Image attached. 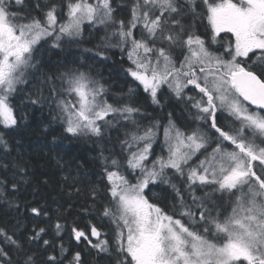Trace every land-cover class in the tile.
Masks as SVG:
<instances>
[{
    "label": "snow or ice",
    "instance_id": "obj_1",
    "mask_svg": "<svg viewBox=\"0 0 264 264\" xmlns=\"http://www.w3.org/2000/svg\"><path fill=\"white\" fill-rule=\"evenodd\" d=\"M86 34L98 36L89 56L45 70V45ZM112 50L130 81L119 97L86 63ZM141 94L161 110L165 95L183 103L182 123L153 116ZM24 99L48 107L45 131L99 144L95 180L56 160L68 202L53 197L55 208L13 135ZM0 211L16 213L0 226V264H92L93 253L104 264H264V0H0Z\"/></svg>",
    "mask_w": 264,
    "mask_h": 264
},
{
    "label": "trees",
    "instance_id": "obj_2",
    "mask_svg": "<svg viewBox=\"0 0 264 264\" xmlns=\"http://www.w3.org/2000/svg\"><path fill=\"white\" fill-rule=\"evenodd\" d=\"M117 3L122 4L123 0H117ZM89 39H91V43L87 42ZM97 39L98 36L88 37L86 34L85 42L79 45H65L63 49H49L47 45H45L40 53L43 62L46 65L45 70L55 71L57 67L63 63L79 61L81 57L89 56L90 53L85 52V49L92 48ZM119 61L120 53L117 50H112L111 58L104 63H94L91 60L86 61L88 65H91L93 74L97 75V78H102L103 81L106 82V86L110 88L111 93L117 97L127 93V88L130 83L120 71L121 65ZM123 66L126 67L127 65L125 64ZM84 70L88 69L85 68ZM21 95L23 96L24 94L22 93ZM125 98L127 97L125 96ZM137 99L141 104L148 107V111L151 112L153 116H164L167 112L171 111L177 118V122L180 123V118H182V113L184 111L178 107L182 103L177 101L174 97L169 98L165 95L162 103H166V106L163 110L150 105V102L144 99L143 94ZM20 107L27 116V119L26 121L21 122L23 126L13 135L20 141V148L24 153L25 158L31 159L32 163L36 165L37 175L49 179V186L46 188L41 187L39 195L48 200L52 207L55 208L56 204L52 202L53 197H56L62 204L68 202L67 197L63 193H60L57 188L61 175H63L67 169L63 172L58 171L56 168V160H60L62 163L68 162L72 165L74 172L76 165L82 164L83 168L80 171V175L85 182L87 180H95L96 176L94 173L96 168L92 161L99 153V144L95 142V138H63L61 136L60 125L58 124L49 127L48 130L45 131V125L48 124L50 120L49 109L46 105L41 109L37 106H32L26 99H24L20 104ZM122 134L123 129L119 132L112 130L109 133L110 142L106 141V146L111 147L112 144L116 142L117 137L122 138ZM54 136L57 137L55 141H53ZM157 151H159V149H157ZM13 155H15V153H13ZM28 191L30 193L31 189L29 188ZM163 193L164 192L160 189L155 190V195L157 197H161V194ZM28 199H31L30 195H28ZM73 202L77 204V208L73 209V216L68 218V223H71L76 212L80 210L79 205L84 203L82 199H75ZM15 216L16 213L14 211L10 212L7 216L3 214V211H0V226L10 228L12 223H14L12 217ZM21 219L22 225L31 229L33 222L27 218ZM63 222L64 221H62V223ZM52 223L54 225L55 220H53ZM62 235L65 247L73 251L76 250L75 241L69 240L67 231ZM85 259L86 261L92 262V264H97V261L99 264H104V262L100 261L98 257H95L94 253L90 256H85ZM65 264H67V262H65Z\"/></svg>",
    "mask_w": 264,
    "mask_h": 264
},
{
    "label": "rangeland",
    "instance_id": "obj_3",
    "mask_svg": "<svg viewBox=\"0 0 264 264\" xmlns=\"http://www.w3.org/2000/svg\"><path fill=\"white\" fill-rule=\"evenodd\" d=\"M125 13H123V12H121V15H124ZM179 108H181V109H183V111H184V105H183V103L181 104V105H179L178 106ZM180 123H182V118H180ZM165 195V193H163V194H161V197H163Z\"/></svg>",
    "mask_w": 264,
    "mask_h": 264
}]
</instances>
